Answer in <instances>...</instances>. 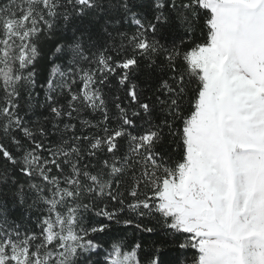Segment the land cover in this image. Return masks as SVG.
I'll list each match as a JSON object with an SVG mask.
<instances>
[{"label":"snow or ice","instance_id":"snow-or-ice-1","mask_svg":"<svg viewBox=\"0 0 264 264\" xmlns=\"http://www.w3.org/2000/svg\"><path fill=\"white\" fill-rule=\"evenodd\" d=\"M0 264H264V0H2Z\"/></svg>","mask_w":264,"mask_h":264},{"label":"trees","instance_id":"trees-1","mask_svg":"<svg viewBox=\"0 0 264 264\" xmlns=\"http://www.w3.org/2000/svg\"><path fill=\"white\" fill-rule=\"evenodd\" d=\"M0 2H2V0H0ZM121 233L119 231L114 232L112 235L113 236H117L120 235ZM105 239H108V237H106ZM144 239H145V243H148L151 240H156L157 242H160L163 237L160 235V233H155V234H144ZM163 256L167 255V250L165 253H162Z\"/></svg>","mask_w":264,"mask_h":264}]
</instances>
